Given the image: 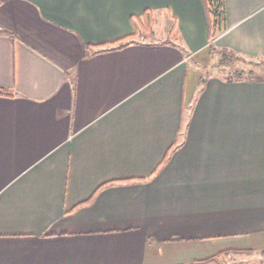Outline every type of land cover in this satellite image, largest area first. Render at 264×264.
I'll use <instances>...</instances> for the list:
<instances>
[{
    "label": "crops",
    "instance_id": "1",
    "mask_svg": "<svg viewBox=\"0 0 264 264\" xmlns=\"http://www.w3.org/2000/svg\"><path fill=\"white\" fill-rule=\"evenodd\" d=\"M223 3L210 39L202 0H0V264L264 249V77L220 63L264 69V0Z\"/></svg>",
    "mask_w": 264,
    "mask_h": 264
},
{
    "label": "trees",
    "instance_id": "2",
    "mask_svg": "<svg viewBox=\"0 0 264 264\" xmlns=\"http://www.w3.org/2000/svg\"><path fill=\"white\" fill-rule=\"evenodd\" d=\"M206 15L208 17L209 20V38L211 39L217 32L221 31L223 29V22H224V3L223 0H202ZM152 20V14L145 12L141 17H133L131 18V22L133 24L134 27V35L133 36H137L138 33L140 32V30H144L145 32L150 31L149 30V22ZM127 42L126 39H121V40H117L115 42H112L110 44H104V45H96V46H88L89 49L91 50H99V49H103V48H107V47H119L124 45ZM241 59L239 56H237L236 54L232 53V52H225L221 55V60L220 63L223 65H230L232 63H234L236 60ZM253 77L255 78H263L264 75H255L254 73ZM235 78H244L247 76V72L244 71H237L234 73L233 75ZM0 94H7V92L0 88ZM170 151V150H169ZM168 155V152H167ZM167 155L165 156V158H163V162L166 160ZM252 250V249H251ZM250 249L247 251H243V250H233V253H241L242 252H250ZM224 253H230L228 251L224 252ZM260 253L262 255H264V249L260 250ZM216 257V255L210 256L204 260H200V262H208L211 260H214ZM195 261H199V260H195Z\"/></svg>",
    "mask_w": 264,
    "mask_h": 264
},
{
    "label": "rangeland",
    "instance_id": "3",
    "mask_svg": "<svg viewBox=\"0 0 264 264\" xmlns=\"http://www.w3.org/2000/svg\"><path fill=\"white\" fill-rule=\"evenodd\" d=\"M149 24H150L149 30H152V35L150 36V39L151 38L162 39L166 36L167 34L166 31L168 30V27H169L167 25V21H166V24L164 21L159 23L158 16L156 15V16H152V20L149 22ZM153 28H155V31H153ZM218 57L219 56L216 53L211 54L209 57L210 63H214L215 61H217ZM234 64H235L234 66L237 69H240V71L247 72L248 76H253V74L251 73H254L255 75H258V74L264 75L262 71L263 68L259 69V65H261L260 63H253V62L245 61L243 59L242 60L239 59V60H236ZM252 247H256V246L247 245L243 247L237 246V247L225 248L211 255V256L216 255L214 260H211L208 262H200L199 260L197 264H206V263L207 264H236V263L254 262V261L264 260V255L260 253L261 249H255ZM249 249L250 250L252 249V250L250 252L248 251V253L242 252V251L241 253L232 252L233 250L247 251ZM226 251L230 253H224ZM204 259H201V260H204Z\"/></svg>",
    "mask_w": 264,
    "mask_h": 264
}]
</instances>
